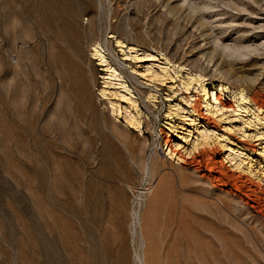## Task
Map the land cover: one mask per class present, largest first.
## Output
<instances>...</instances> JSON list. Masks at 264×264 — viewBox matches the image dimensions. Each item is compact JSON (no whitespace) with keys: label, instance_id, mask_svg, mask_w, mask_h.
<instances>
[{"label":"rangeland","instance_id":"1","mask_svg":"<svg viewBox=\"0 0 264 264\" xmlns=\"http://www.w3.org/2000/svg\"><path fill=\"white\" fill-rule=\"evenodd\" d=\"M0 264H264V0H0Z\"/></svg>","mask_w":264,"mask_h":264},{"label":"bare ground","instance_id":"2","mask_svg":"<svg viewBox=\"0 0 264 264\" xmlns=\"http://www.w3.org/2000/svg\"><path fill=\"white\" fill-rule=\"evenodd\" d=\"M130 50H136V48L131 47ZM94 57L98 58V60L100 61V64L102 66H107L108 70L111 72L110 73L111 77L116 78L117 80L121 81V78H120L121 76L110 65V63L106 59L105 55L101 52V50L95 48ZM133 58H137V56H135ZM146 73L147 74H145V75L148 76L149 79H151V80L158 79L159 75L154 73L152 68H148L146 70ZM121 85L124 88H127L125 83H121ZM201 88H202L203 95L205 96V103H206V107H207V112L209 114H214L215 115L218 112L220 113L222 110H225V109L227 110L229 108H233L232 101L236 102L237 104L240 103V101L237 99V97L233 93L229 92L228 91L229 89L225 85H223L221 83L209 82L208 84H206L205 86H202ZM222 94L223 95H227L230 100L229 101L227 99L224 100L222 98V96H221ZM103 95H105L104 92H103ZM241 97H242L241 100H242L243 105L246 104L248 102V99L245 98L243 95H241ZM123 98H125V97L123 96ZM128 100L131 101L133 107H137L136 101H134L131 98L128 99ZM125 113L128 114L127 122H129V125H130L131 128H136L137 129V128H139L141 126V122L139 120H137L136 116H131V114H130L131 111L130 110L125 108ZM199 136H200L199 138H201V142H199V141L193 142L192 149L187 152L188 157L190 159H192L193 161L197 157H199L202 154H205V153H207L209 151V149L206 148L208 146L207 144H208V140H209L208 131L207 130L201 131ZM201 144L203 146H206V147H203L202 150L199 149L200 148L199 146ZM179 159L181 160L182 164H184V163L187 164V160H185L184 158H180L179 157ZM233 160H234V158H231V161H233ZM159 164H160V162H158V161L157 162H155V161L152 162V166H151L152 175H154L155 172L158 169H160L159 166L161 164L160 165ZM234 169H235V171L237 173H239L240 176H242V174H244V170L241 168L240 164H236V166H234ZM168 176L169 175H167L166 177H168ZM182 181H183V183L185 182L184 177H183ZM165 198H166V196H165V193H164V186L163 185H159L157 187V189L154 191V193L152 194L151 199L146 202V209H145V212L142 215V223H141V225H142V236L146 240L148 238L152 237L155 234V232H156L155 227H157V224L154 227V225H152V222L160 220L159 219L160 215L162 213V210L164 209ZM148 220H149V222L151 224L147 222ZM194 227H196V226H194ZM161 232H163V231H161ZM208 240H209V238H208ZM205 249H207V248H205ZM208 251H210L209 248H208ZM208 251H207V253L210 256V252L211 251L210 252H208Z\"/></svg>","mask_w":264,"mask_h":264},{"label":"clouds","instance_id":"3","mask_svg":"<svg viewBox=\"0 0 264 264\" xmlns=\"http://www.w3.org/2000/svg\"><path fill=\"white\" fill-rule=\"evenodd\" d=\"M21 27V22L17 18H13L11 24L9 25V29L15 33Z\"/></svg>","mask_w":264,"mask_h":264}]
</instances>
